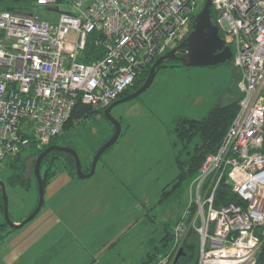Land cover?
I'll return each mask as SVG.
<instances>
[{
	"label": "built area",
	"instance_id": "obj_1",
	"mask_svg": "<svg viewBox=\"0 0 264 264\" xmlns=\"http://www.w3.org/2000/svg\"><path fill=\"white\" fill-rule=\"evenodd\" d=\"M200 1L36 0L34 8L0 10V165L32 143L48 144L79 100L107 107L167 38L182 37ZM41 6L61 12L54 19ZM213 9L241 97L218 149L188 185L170 249L150 264H172L191 231L196 264H264V0H213ZM92 30L102 31L104 52L87 62ZM222 181L241 202L215 204Z\"/></svg>",
	"mask_w": 264,
	"mask_h": 264
},
{
	"label": "rangeland",
	"instance_id": "obj_2",
	"mask_svg": "<svg viewBox=\"0 0 264 264\" xmlns=\"http://www.w3.org/2000/svg\"><path fill=\"white\" fill-rule=\"evenodd\" d=\"M203 3L201 0L198 10ZM64 6L60 3V9ZM39 11L54 19L61 12L45 6ZM177 37L167 38L166 48H171ZM238 79L239 71L229 61L160 67L143 92L115 105L112 113L119 116L121 134L99 159L97 172L80 177L60 167L45 187V203L39 213L0 241V255L17 239H35L42 233L55 217L49 213V206H56L63 220L78 228L77 238H70L67 257L63 254L59 264H138L160 239L163 222L175 221L188 198L187 181L179 195L159 201L163 186L177 173L174 118H200L215 102H227L241 92ZM113 132L114 124L104 116H87L75 125L66 142L72 140L78 148L84 169L94 148ZM105 164L111 169L103 172ZM8 173L3 162L0 179L5 181ZM6 191L9 214L14 220L24 218L37 203L38 183L34 177L29 188L6 184ZM51 194L56 195L50 198ZM62 197L65 202L58 207L55 203ZM3 217L1 214L0 219Z\"/></svg>",
	"mask_w": 264,
	"mask_h": 264
},
{
	"label": "trees",
	"instance_id": "obj_3",
	"mask_svg": "<svg viewBox=\"0 0 264 264\" xmlns=\"http://www.w3.org/2000/svg\"><path fill=\"white\" fill-rule=\"evenodd\" d=\"M36 4V0H0V10L14 9L21 6L34 8ZM196 13L192 16V19L187 25L184 34L182 35V37L177 39V42H180L182 41V39L186 38L189 31L192 29ZM215 15L216 13L212 7L213 18H215ZM102 37L103 33L100 30H92L88 33L86 48L84 53L81 55L82 60L90 62L95 61L102 56L104 52V46L102 42L97 41L98 39H102ZM168 49L169 48H165L164 51L155 54L153 58L144 66L143 70L136 76L133 84L124 89L118 95V97L123 96L139 87L145 81L151 64L161 53L167 51ZM229 62L232 63V61ZM177 64L183 63L180 59L170 58L164 60L163 62L158 64L156 73L160 67ZM240 97L241 92L240 94L233 96L227 102H215L211 105L207 113L200 118L188 115H177L174 118V125L172 127V130L175 135L173 144L176 148L175 163L177 165V173L170 182L163 186L159 201L162 202L165 199H168L170 196L179 195L183 182L188 181L190 183V181L195 177L196 173L198 172V168L203 162L206 154L218 149L227 131V128L238 109ZM105 108L106 106L101 108H94L90 104L79 100L74 105L69 118L65 121L63 130L53 136L48 144L42 145L40 147L32 143L29 146L24 147L17 153L4 157L3 162H5L6 166L9 168V173L5 179L6 184L12 187L20 186L27 189L30 187L33 177L37 182L35 175H32L30 178L25 177L26 159L33 154H38L49 144H68L74 146L78 151V148L74 144H71L72 140L69 143L66 142L67 138H70L71 130H73L75 125L87 116L96 117L99 114L100 116H104L109 121L107 116L104 114ZM108 138L109 137H106L104 141ZM112 145L107 149L112 147ZM97 148H94L93 155L96 152ZM102 155L100 156V158L102 157ZM91 162L92 159L87 164L86 168H84L85 171L90 170ZM60 167H66L70 170V173L72 175H76L75 159L70 152L61 149H53L46 155H44L41 161L40 172L45 187L56 176ZM230 201L241 202V199L232 190L229 183H227L226 181H222L216 193L215 204L221 205ZM1 214L4 215V199L0 186V217ZM178 218L175 221L167 220L163 222V233L161 234L160 239H158V241L153 244L152 248L146 252V255L139 261L138 264H150L161 254L166 253L170 249L173 242L172 225H174L173 223H175ZM14 229L15 227H11L10 225H8L4 217L3 219H0V241H2ZM198 252V233L196 231H191L189 236L187 237V240L183 244L182 252L177 256L172 264H196L198 259Z\"/></svg>",
	"mask_w": 264,
	"mask_h": 264
},
{
	"label": "water",
	"instance_id": "obj_4",
	"mask_svg": "<svg viewBox=\"0 0 264 264\" xmlns=\"http://www.w3.org/2000/svg\"><path fill=\"white\" fill-rule=\"evenodd\" d=\"M213 0H205L203 6L197 11L193 27L187 34L185 40L179 45L172 46L167 51L161 53L151 64L145 81L131 92L117 97L105 109L104 114L114 124L113 134L105 140L96 150L92 157L91 167L89 171L83 170L82 161L77 149L72 145L52 143L47 145L38 154H33L26 159L25 177L30 178L35 175L38 182V200L35 207L21 220H14L9 214V200L6 191V183L0 179L2 195L4 199V215L5 220L11 227H21L29 220L33 219L41 210L45 199V184L40 172L41 161L49 151L53 149H61L70 152L75 159L76 174L80 177L90 176L95 173L96 166L100 156L105 150L115 143L119 137L122 126L118 117L113 115L112 108L125 100L136 97L143 92L154 80L158 64L167 59H180L186 65L199 64H217L224 61H232L233 50L230 44L225 42L222 34L221 26L212 16ZM184 45L186 47L183 53H179L178 48ZM182 252L179 250L178 255Z\"/></svg>",
	"mask_w": 264,
	"mask_h": 264
},
{
	"label": "crops",
	"instance_id": "obj_5",
	"mask_svg": "<svg viewBox=\"0 0 264 264\" xmlns=\"http://www.w3.org/2000/svg\"><path fill=\"white\" fill-rule=\"evenodd\" d=\"M107 169H111L109 164L102 165L103 172ZM56 190L54 189V192ZM55 195L51 194L50 198ZM66 197L65 200L68 199V196ZM65 200L62 197L55 205L61 207ZM49 213L55 217L49 220L42 233L35 239L20 238L15 243H11L0 255V264H59L63 254L65 258L67 257L72 238H77L75 232L78 228L69 226L56 206H49Z\"/></svg>",
	"mask_w": 264,
	"mask_h": 264
},
{
	"label": "flooded vegetation",
	"instance_id": "obj_6",
	"mask_svg": "<svg viewBox=\"0 0 264 264\" xmlns=\"http://www.w3.org/2000/svg\"><path fill=\"white\" fill-rule=\"evenodd\" d=\"M185 40V38L184 39H182V41H180V42H176L173 46H175V45H179L181 42H183ZM185 49H186V47L184 46V45H181L179 48H178V50H179V53H183L184 51H185ZM115 107V106H114ZM114 107L112 108V110L114 109ZM118 118H119V116H118ZM110 121V120H109ZM65 145H68V144H65ZM68 152V151H67ZM32 175H34V174H32ZM5 183H6V181H5ZM1 186V185H0ZM1 191H2V189H1Z\"/></svg>",
	"mask_w": 264,
	"mask_h": 264
}]
</instances>
